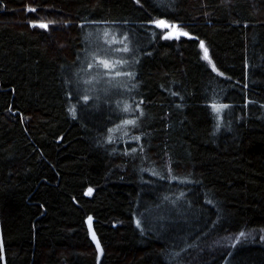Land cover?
Instances as JSON below:
<instances>
[{"label":"trees","instance_id":"trees-1","mask_svg":"<svg viewBox=\"0 0 264 264\" xmlns=\"http://www.w3.org/2000/svg\"><path fill=\"white\" fill-rule=\"evenodd\" d=\"M105 25L132 110L71 88ZM0 264H264V0H0Z\"/></svg>","mask_w":264,"mask_h":264},{"label":"rangeland","instance_id":"rangeland-1","mask_svg":"<svg viewBox=\"0 0 264 264\" xmlns=\"http://www.w3.org/2000/svg\"><path fill=\"white\" fill-rule=\"evenodd\" d=\"M168 34L173 35L169 31ZM85 38L88 44L83 56L78 61L79 66L75 68V71H72L74 79L71 82L72 91L84 100L91 98L101 102L111 100L114 101L113 103L119 104L120 107L124 106L122 109L130 110L132 107V96H130L132 93L130 94V92L137 90L135 75L139 56L133 49L129 37L116 27L105 25L104 27L87 28ZM201 49L205 57V48L201 47ZM101 61H107L110 67L105 69ZM229 106L214 104L218 114V124H222L224 114ZM91 190L90 187L87 192L90 193ZM159 209L161 212H157V214L162 215L163 211L161 208ZM155 217L158 216L154 215ZM145 218L149 225L157 223V220H154L152 216L150 219L145 215ZM91 235L93 238V234ZM93 240L97 242L96 238Z\"/></svg>","mask_w":264,"mask_h":264},{"label":"snow or ice","instance_id":"snow-or-ice-1","mask_svg":"<svg viewBox=\"0 0 264 264\" xmlns=\"http://www.w3.org/2000/svg\"><path fill=\"white\" fill-rule=\"evenodd\" d=\"M156 23H157L158 26H161V27H165V28L169 27V25L165 21H162V20L161 21H157ZM40 26L41 27H47V25H40ZM172 27H175V26H172ZM179 35H187V34L186 33H179L178 36ZM178 36L176 38H178ZM166 38H173V37L171 36V34H168L166 36ZM201 47H204L203 43H201ZM205 59H208L207 49H205ZM209 62H211V61H209ZM101 63L103 64L105 69H108L110 67V65H109V63L107 61H101ZM126 123H134V122L133 121H127ZM90 220H91V218H90ZM93 238H95L94 235H93Z\"/></svg>","mask_w":264,"mask_h":264},{"label":"water","instance_id":"water-1","mask_svg":"<svg viewBox=\"0 0 264 264\" xmlns=\"http://www.w3.org/2000/svg\"><path fill=\"white\" fill-rule=\"evenodd\" d=\"M159 21H161V20H159ZM174 31H175V30H174V27L171 26V27H170V32L174 33Z\"/></svg>","mask_w":264,"mask_h":264}]
</instances>
